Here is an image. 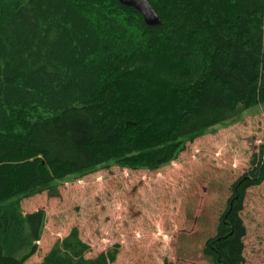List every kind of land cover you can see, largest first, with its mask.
I'll return each instance as SVG.
<instances>
[{
    "label": "trees",
    "instance_id": "trees-1",
    "mask_svg": "<svg viewBox=\"0 0 264 264\" xmlns=\"http://www.w3.org/2000/svg\"><path fill=\"white\" fill-rule=\"evenodd\" d=\"M0 0V264L38 253L46 214L23 200L117 166L157 171L189 144L264 110V0ZM231 187L210 264H245L241 216L264 183V145ZM78 228L36 264H113Z\"/></svg>",
    "mask_w": 264,
    "mask_h": 264
},
{
    "label": "rangeland",
    "instance_id": "rangeland-1",
    "mask_svg": "<svg viewBox=\"0 0 264 264\" xmlns=\"http://www.w3.org/2000/svg\"><path fill=\"white\" fill-rule=\"evenodd\" d=\"M263 145L264 110L257 107L157 171L112 166L23 200L25 214H46L38 253L27 264L42 262L74 228L90 246L87 258L116 250L113 264H210L205 244L216 235L232 185ZM241 216L248 230L245 264H264V183L248 190Z\"/></svg>",
    "mask_w": 264,
    "mask_h": 264
},
{
    "label": "water",
    "instance_id": "water-1",
    "mask_svg": "<svg viewBox=\"0 0 264 264\" xmlns=\"http://www.w3.org/2000/svg\"><path fill=\"white\" fill-rule=\"evenodd\" d=\"M118 2L128 8H132L139 12L144 22L149 27L161 26L160 16L154 10L150 0H118Z\"/></svg>",
    "mask_w": 264,
    "mask_h": 264
}]
</instances>
